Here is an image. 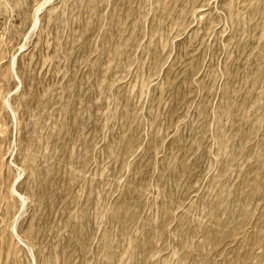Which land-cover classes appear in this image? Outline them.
Wrapping results in <instances>:
<instances>
[{
  "label": "rangeland",
  "instance_id": "374dc122",
  "mask_svg": "<svg viewBox=\"0 0 264 264\" xmlns=\"http://www.w3.org/2000/svg\"><path fill=\"white\" fill-rule=\"evenodd\" d=\"M0 264H264V0H0Z\"/></svg>",
  "mask_w": 264,
  "mask_h": 264
}]
</instances>
